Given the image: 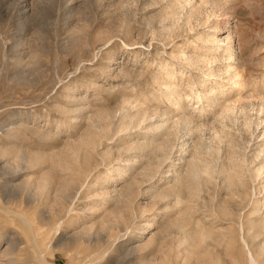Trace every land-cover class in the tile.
<instances>
[{"label": "rangeland", "instance_id": "1", "mask_svg": "<svg viewBox=\"0 0 264 264\" xmlns=\"http://www.w3.org/2000/svg\"><path fill=\"white\" fill-rule=\"evenodd\" d=\"M174 4L0 0V264H247L242 220L221 221L210 207L213 196L229 199L219 181L212 191L203 182L191 209L177 180L197 150L219 166L231 151L251 157L264 145V0H196L189 22L171 18ZM229 32L248 86L232 92L241 109L222 120L204 98L228 79V61L212 72L179 57ZM161 62L178 68L172 78L159 79ZM131 184L133 203L117 205L114 190ZM63 188L71 197L58 204ZM257 197L231 204L244 217ZM231 233L233 248L216 244Z\"/></svg>", "mask_w": 264, "mask_h": 264}, {"label": "bare ground", "instance_id": "2", "mask_svg": "<svg viewBox=\"0 0 264 264\" xmlns=\"http://www.w3.org/2000/svg\"><path fill=\"white\" fill-rule=\"evenodd\" d=\"M194 1L196 0H172V2H175V4L171 7L172 9L171 18L176 19L177 17H180V18L183 17L186 20H188L187 22H189L190 18L194 14V9H196L191 6ZM202 1L205 2V0H202ZM206 3H209V0H206ZM188 7H190V9H188ZM200 39L202 42V46L195 47L196 49L195 56L193 55L189 56L187 54H183L179 57V60L184 63V66L190 67V68H200L199 66L201 65H203V67L211 66V69H210L211 71L214 69L212 68V65L214 63H217L218 61L222 59H225L228 61V66L230 68L226 72L228 74V79L226 80L225 83H222V84H217L216 82L215 85H217L218 87L214 85L215 88L212 87L210 89L209 91L210 93H208V96H206V99L204 98V100L207 102L206 107L209 106L210 103H213L214 109H216L217 107L220 108L219 111L216 110L217 112L216 111L214 112H216L215 114L218 113L219 114L218 116L221 117L222 120L223 118L233 119L234 116L236 115V111L241 109L240 107H236V105L240 103L241 98L231 101L229 97L232 94V92L239 91L237 93H240L246 88V86H248L246 85V79L244 76V72L240 70L239 67L235 66L236 57H235V52H234V47H233V35L229 32V34L224 39H219L214 34H208L205 38L201 37ZM171 70H178V68L174 67L173 64L161 62L159 64V79L172 78L174 72ZM211 74L213 75L214 73H211ZM167 86L170 88L175 87L172 84V82L171 84ZM204 92H200V94L196 95L197 96L196 98L198 99V101L201 100V97H203ZM218 94H220V97L219 99H216ZM205 95H207V93ZM201 101H203V99ZM206 107L204 106L203 110ZM102 120L104 119H100V122H102ZM184 122H187V121H184ZM262 122H264V120H262ZM259 125L260 124H258V126ZM157 129L158 128L155 129V132ZM102 130H106V126L103 127ZM219 141L226 142L224 138H221ZM226 144H228L230 148L234 149L235 145L232 143V140H228ZM146 147L152 149L153 151L162 150L163 152L164 144L157 145L150 140L146 144ZM75 148L73 150L75 151V155H74L75 158L73 159L72 157V160H74L73 162L76 163L77 160L79 159V153L81 149L78 146ZM258 150L253 156L247 157V156L242 155L243 156L242 158L236 155L237 151H233V152L231 151L230 155H228V158H227L229 163H225L226 161H223L222 163H220L219 166H217V163L215 161H210V159H209L210 162L203 161L204 162L203 164L202 158L200 157V154L197 150L194 158L187 163L185 173L178 178L179 180H177L179 181V184H180L179 190L180 191L186 190L188 193L189 202L194 204L193 206L190 205L191 209H195L199 205V199L202 195V189H201L202 183L204 182L206 186H208L209 190L212 191V189H215L217 187L218 181H219L220 191L221 192L225 191L226 196L229 199L228 201L222 200L220 199L219 194L217 196L211 197L210 207L212 209L214 208V210L212 209L211 210L214 211L213 214L217 215L218 218L219 217L221 218V221L222 219L223 220L229 219V220H233L234 222L236 218L238 217H239V220H242L240 222L241 224L239 225V240L247 248V251H248L247 264H264V145L262 146V148L259 146ZM20 158L23 159L24 158L23 155ZM84 159L86 162H88L89 158L87 154L84 155ZM63 162L66 164V167L68 169L71 170L73 168V166L71 168V165L73 162H70L68 158ZM86 162L85 164H87ZM117 170L118 172H121L125 175L127 174L125 170H122L120 168H118ZM171 171H173L174 173L167 175V177H170L172 175L174 177L176 175L177 173L176 167L174 170H169V172ZM134 182L139 184L138 181L136 180ZM256 183H258L259 187L256 186L257 185ZM133 184L128 185L127 188L122 189L120 191L116 189L114 190V193L117 194V198H118L117 205H120V204L130 205L131 203H133L134 198L136 197ZM65 191L66 190H64L62 194L59 193L58 202H57L58 204H62L66 202V200L71 197L67 192L65 193ZM255 194L260 197H257V199L254 201V205L252 206V208L249 211H247L246 214H244V217H241L240 214L238 215L237 214L238 211L236 212L233 207L243 206L248 200L250 201V199H252L253 195ZM180 198H182L181 193L180 195L179 194L177 195V200H178V202L176 201L177 203H179ZM215 203L217 204V206ZM231 203L232 204L234 203L235 206H232ZM117 205H116V210H114L113 214L121 213L120 211L121 205L120 206H117ZM95 211L96 210H93V212ZM190 224L193 227H195L196 230L198 231L196 235L199 238L210 237L209 235H211L212 232L211 233H209V231L207 232L206 228L204 229L203 227H201L200 224L198 223L194 224L192 221ZM111 227L113 226H109L108 229H110ZM193 241H194V238L191 239L192 243H194ZM216 242H217L216 243L217 245H226V247L230 249L233 248L235 244L239 243L234 233L233 234L231 233L230 236L224 235L220 241H216ZM192 243H190V241H187V246L192 247L193 246ZM196 249H198V247ZM215 263L223 264L220 261V259H217ZM234 264H238V263L234 262Z\"/></svg>", "mask_w": 264, "mask_h": 264}]
</instances>
